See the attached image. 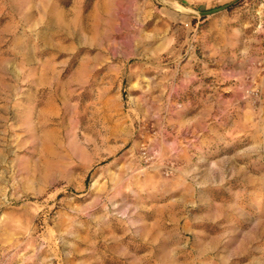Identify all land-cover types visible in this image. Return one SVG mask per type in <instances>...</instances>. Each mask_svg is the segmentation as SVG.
Listing matches in <instances>:
<instances>
[{"label":"rangeland","instance_id":"374dc122","mask_svg":"<svg viewBox=\"0 0 264 264\" xmlns=\"http://www.w3.org/2000/svg\"><path fill=\"white\" fill-rule=\"evenodd\" d=\"M0 264H264V0H0Z\"/></svg>","mask_w":264,"mask_h":264},{"label":"water","instance_id":"95a60500","mask_svg":"<svg viewBox=\"0 0 264 264\" xmlns=\"http://www.w3.org/2000/svg\"><path fill=\"white\" fill-rule=\"evenodd\" d=\"M235 1L231 2V3H228V4H225L223 6H219L217 8H213V9H209V10H204V11H201L199 12L202 16H205V15H209V14H213L215 12H218V11H221V10H224V9H227L228 7H230L232 4H234Z\"/></svg>","mask_w":264,"mask_h":264}]
</instances>
